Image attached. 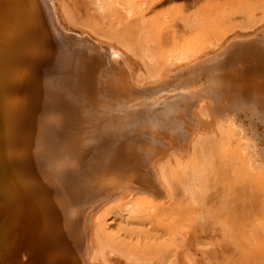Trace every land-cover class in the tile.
<instances>
[{"label": "bare ground", "instance_id": "6f19581e", "mask_svg": "<svg viewBox=\"0 0 264 264\" xmlns=\"http://www.w3.org/2000/svg\"><path fill=\"white\" fill-rule=\"evenodd\" d=\"M163 1L166 0H156V3ZM237 1L239 2L236 0V3H238ZM28 2L29 0H0V115L2 117L0 119V264L5 262L13 264L110 263L109 260H105V263L102 260L105 258L102 249L104 242H101L100 239L107 231L105 215L108 213L103 209L108 207L106 210L108 209L110 213L113 204H117L114 208L120 215L126 217V220H136L137 222L143 220L146 223L145 220L147 221L151 209L149 201L160 196L164 190L157 188L162 184L161 173L162 168L165 167V163L163 164L162 161L165 158L172 157L178 161L183 159L191 149L193 154L201 155V158L205 156L208 158L204 162H207L208 168L210 167L209 171L213 167L223 171H231V169L234 171L239 167L236 163L240 159L242 174H244L247 164L241 158L245 157L246 160L250 155V166L259 161L250 149V146H256V141H251V144L249 140L254 141L263 134L260 131V128L264 126L263 28H257L258 30L255 29L254 33L246 36H235L225 44H222L223 41H221L216 45L215 50L201 44L192 33L186 32L182 37H179V34L176 33H171V35L168 32L170 29L166 30L170 36L162 38L163 40L160 39L161 43L158 41L160 43L158 48L161 51V53L158 52V55L161 54L158 59L159 68L150 79L137 76L133 72V69L135 71L136 68L135 65V68H132V64L130 66L127 59L116 66L120 68L119 71L124 72V77L116 78V73L113 75L116 71L115 67L112 70L104 68L103 54H107L108 45L104 44L102 40H94L88 33L79 35L66 31L64 34L66 38L69 36L84 44L85 49H79L83 56L80 55L78 58L57 56L56 45L53 43L48 44L50 46L46 53L25 52L24 49L29 43V37L33 30L38 31L39 29L38 36L34 32V37H37L39 42L51 41L50 31H44V29H48L44 26L46 21L49 23L51 20L52 30H58V27L55 26L57 21H54V17L52 18V12L46 0H37L38 3L33 7H27ZM250 3H247V6ZM254 4L256 5L255 2ZM254 4H250L251 10L253 9L251 6ZM257 4H259L258 7L261 6V3L257 2ZM263 4L261 10L264 8ZM239 5L241 8L242 2ZM239 5L237 4V6ZM242 7L244 11L246 8ZM141 8L140 0H117L115 3V9L119 16L116 15L123 21L127 19L132 22L133 16L141 15ZM250 8L246 9L247 13ZM133 22L129 25L132 26ZM120 23L124 24V22ZM96 24L92 23V26L97 27ZM185 28L186 31H192V28L187 24ZM95 29H93L95 34H103L102 28V32L95 31ZM43 35L45 39H43ZM159 37L162 36L159 35ZM64 40L67 42L66 39ZM153 43H151L154 45V47L151 45L153 48L148 45L140 47V52H142L140 55H142L145 65H151L156 58L155 49L157 46ZM67 45H64L65 49H67ZM104 47L106 51L103 49ZM83 51H89V53L84 55ZM85 56L87 59L83 58ZM29 66L36 67L34 78L37 80H39L38 75L48 72H54L55 76L46 89H50L49 93L52 91V95L55 97L53 100L48 97V100L38 102L35 97L30 96V109L35 112L36 121L31 126H27L26 119L23 121L22 118V116L25 117L22 112L25 114L28 112L25 110V106L29 110L28 102L26 101L25 106H20L16 101H7L5 90L7 82L11 80H14L13 83H17L22 88L28 89L29 76L26 74V68ZM91 74L99 79L90 82L86 78L92 77ZM117 90L120 91V94L116 96ZM27 94L29 96V93ZM104 95L109 97L108 100H101ZM49 101L50 103H47ZM48 113L50 118H47ZM225 121L229 124H223ZM235 122L241 124L238 126L240 130H237ZM222 124L231 129V132L230 129H227V132L231 133L230 136L225 134L223 139H221V135L223 136L224 132L222 131L223 133L221 132L222 134L219 135ZM18 127L25 129L26 132V135L23 134L21 142L13 140L15 136L19 135L15 133ZM230 138L239 143L235 145L236 149H234L237 153L233 157L225 154L232 150L231 147L234 144ZM97 144L100 145L96 146ZM43 146L45 149L48 148L45 153L42 150ZM101 146L102 148H100ZM19 152L22 155L21 160L15 156V154L19 155ZM98 153L100 155L96 157ZM243 153H246L248 158L243 156ZM218 159L219 163L216 164ZM234 162L235 164H233ZM207 165L203 163V167ZM146 170L154 180H151ZM139 171L144 176L120 182L122 177ZM238 187H243V185L239 184ZM210 194L207 195L208 198L206 197L208 200L213 199ZM222 194L224 195L223 192ZM222 194L221 200L223 199ZM245 197L243 196L242 199ZM29 201L34 202L31 206H35L36 203L37 208L34 209L33 215L29 216L30 222L25 224V221L18 216L24 207L28 209ZM224 202L226 203V200ZM236 203L238 204L237 200ZM223 204L222 206H224ZM252 206L254 205L252 204ZM114 208L112 210H115ZM200 208H203V205ZM200 208L198 209L200 210ZM204 211L208 212L209 210L205 209ZM100 212L106 214L103 215ZM95 213L96 216H94ZM200 213L202 216L204 215L203 212ZM94 217L95 219H93ZM91 219L93 222L90 221ZM195 220L196 218L191 221L194 224H190L191 228H188L196 231V228L193 229L196 223L203 230V237L222 249L219 255H214L217 257L214 264H218L219 259L229 264L231 258L222 254L232 250L230 249L233 245L231 236L234 237L233 234H235L237 238L240 233L245 231L246 226L248 229L251 227L248 226L249 223L245 225L242 217L238 218L236 222L226 219L223 224V219H221L222 226L218 225L217 220L205 218L206 221H198L200 223ZM250 225H253V228L257 230L258 227L256 228L254 224ZM149 226L148 228H150ZM36 228L38 234L34 241L29 243L28 238L33 235L32 229ZM126 228L124 227L125 230ZM188 228L187 230H189ZM86 230L89 232L87 233ZM171 231L173 232V230ZM171 231L169 236H172ZM251 231L253 230L251 229ZM256 232L258 235L261 234V231H259L260 234L258 231ZM85 233L87 234L86 240ZM176 233L179 234L177 231ZM116 238L118 239V237ZM49 239L50 243L47 244ZM182 240V246L179 250L177 248L173 251L174 258L168 264H195L190 254L186 252L189 251L188 243L184 244ZM106 241L108 243L109 240ZM120 241L125 240L121 239ZM120 241L117 248L124 255L125 260L123 259L122 263L145 264L144 259H136V256L130 254L129 251L132 248L127 249L131 242L135 241L134 238L128 240L129 247L125 243L124 247H120ZM156 242L158 241L156 240ZM249 242L242 238L239 244L242 251L234 257V264H264L260 250L253 249L255 245L252 243L254 245L252 247ZM158 243L159 246L162 245V242ZM31 244L38 248L40 255L36 262L35 250L29 249ZM149 244L152 247L153 244ZM258 245L259 243L256 247ZM176 246V240L169 244L170 249H174ZM8 247L12 250L8 252L7 256ZM138 247L140 248V246ZM154 248L156 247H153V250H155ZM113 249L115 252V246ZM113 249L110 250L113 251ZM136 249L138 250V248ZM158 249L156 248L155 251H163V246ZM145 250L147 248H143L144 252H146ZM153 250L152 252H154ZM135 252L133 250V255ZM148 252L146 255L152 256L151 251ZM18 253H21L22 257ZM163 253L162 256H164ZM166 255L168 256L169 253ZM22 258L26 259V263L21 260ZM149 263L166 264L163 260H152Z\"/></svg>", "mask_w": 264, "mask_h": 264}, {"label": "rangeland", "instance_id": "374dc122", "mask_svg": "<svg viewBox=\"0 0 264 264\" xmlns=\"http://www.w3.org/2000/svg\"><path fill=\"white\" fill-rule=\"evenodd\" d=\"M246 1H247V3L251 2L250 4H252V3L254 4V2L256 3V5L254 4L251 6L253 8L252 10L250 8V4H249V6H247ZM256 1L258 3H261L260 7H258L259 4H257ZM46 2L48 4V6H50L49 8L52 12V18L54 17L53 18L54 21H57L55 23V26L58 27V30H52L53 24H52L51 20H49V23H48V21H46L44 26H46L48 29H44V31L45 32L50 31L51 41L50 42H39V39H36L37 37L36 38L34 37V32L38 36L39 29H38V31L33 30L31 32V36L29 37V43L26 45V47L24 49L25 52L46 53V51L49 50L48 46H50L51 43H53L54 45H56L55 46V48H56L55 52L57 53V56H60V55L63 56L64 55L65 57L70 56L69 58H78L80 55H82L81 54L82 52L79 49H85L84 44H82L81 42H79L78 40H76L72 37L67 36V38H66V35H64V34L66 31L67 32L71 31L72 33H76L79 35H82L84 33H88L92 36V38L94 40H96V41L102 40V41H104V44L108 45L107 54H103V56H104V58H103L104 59V62H103L104 68L106 70H112L115 67L114 69L116 71L113 73V75L116 73L115 74L116 78L117 77H122V78L124 77V72L119 71L118 69H120V68H117L116 66L120 65L124 59H127L128 60L127 62L130 63V66L132 64V66H133L132 68L136 67L135 71L133 69V72L137 76H143L146 79H150L153 76V74L155 72H157V70L159 68L158 67L159 66V60L158 59L160 58L161 54L158 55V52L161 53V51L159 50L158 45H160V43H161L160 39H162V38L164 39L166 36L169 37L170 36L169 33L170 34L171 33L172 34H175V33L179 34V37H182L183 34L186 32L188 34L192 33L201 42V44L203 43L204 46H207V47L209 46L210 48H213L215 50L216 45L221 41H223L222 44H225L226 42H228L230 39H232L235 36H238V35L246 36V35H249L250 33L252 34L256 30H258L257 28H259V29L263 28L264 29V20H263L264 19V10H263L264 8L261 10L262 3H264V0H242V1L239 0L240 3L238 1H237L238 3H236V0H166L163 2H159V3H156V0H140V2L142 3L141 15L138 16V14H136L135 16H133L134 17L133 19L131 18L132 22L134 21L133 25H132L133 27L129 25L130 23L132 24L131 20L126 19L123 21L118 17L119 16L117 14L118 12L115 9V3L117 2V0H101V1L100 0H46ZM241 2H242V5H241L242 9L240 8V5H239V4H241ZM243 2L246 6L243 4ZM37 3H38L37 0H29V2L27 3V7L28 6L33 7ZM237 4L239 6H237ZM242 6H244V8H246V9L250 8V10L248 11L249 13H247L246 9H244V11H246V12H244ZM237 7H239V8H237ZM254 8H256L257 10L256 9L254 10ZM250 11H251V13H250ZM235 12H236V14H235ZM245 13L247 14V16ZM136 16H138V17H136ZM85 17H86V19H85ZM257 21H258L259 25H257L258 24ZM59 22H60V24H59ZM90 22H92L93 25L98 23V24H96L97 27L96 26L93 27L92 23L90 25ZM120 22H122V23L124 22V24L122 25ZM102 24H103V26H102ZM186 24L192 28V31H186V28H185ZM254 24H256V25H254ZM89 25H90V27H89ZM180 26H182L183 28ZM161 27H163V28H161ZM101 28H102L103 34L102 35L97 34V33L95 34L93 29H95V31L96 30L101 31ZM184 28H185V30H184ZM106 29H108V31H105ZM169 29H170V31H168ZM175 29H176V31H175ZM247 29H248V31H247ZM250 29H251V32H250ZM27 30H28V28H27ZM111 30H113V31H111ZM166 30L169 33L166 32ZM171 30H172V32H171ZM247 32H248V34H247ZM160 33H163V34L161 35ZM166 33H168V34L165 35ZM159 35L162 37H159ZM43 39H45L44 35H43ZM64 39H66L67 42ZM150 39L153 41H151ZM4 41L6 42V39H4ZM57 43H58V45H57ZM151 43H153L157 46L156 49L154 48L156 50V58L154 60V63H152L151 65H145V62L143 61L142 55H140V53H142V52H140V47L143 48V46H145V45H148L150 47H152V46L154 47V45H152ZM7 44L9 45V43H7ZM48 44H50V45H48ZM65 44H68L67 49H65V46H64ZM72 44H73V46H71ZM0 45H1V42H0ZM77 48H78V51H77ZM103 49L105 50V47ZM79 52H80V54H79ZM84 53H85L84 55H87L89 53V51H86ZM83 58L87 59V56H85ZM154 64H156L155 65L156 67L154 66ZM134 65H135V67H134ZM71 67L74 68L73 66H71ZM117 72H118V74H117ZM53 73L48 72V73L43 74V75H38L39 80H37L36 78H34L36 75V67L29 66L26 68V74L29 76L28 89L22 88V86H19L17 83H13L14 80L8 81L6 86H5L7 101H9V100L16 101L18 103V105H20V106H22V105L25 106V104H27L26 101L28 102L29 110L25 106V110L28 112L26 114H25V112H22L25 115V117L22 116L23 121L26 119L27 126L28 125L31 126L32 123L36 122L35 121V112H33L30 109V101H29L30 96L35 97V99L38 102H43L45 100H48V97L49 98L51 97V100H53L55 98L52 95L53 94L52 91L49 93V91H50L49 88H48V90H46L48 85H50L51 82L55 78ZM91 75H92V77L86 78L87 80H90V82H94V81L99 79V77H95V75H93V74H91ZM118 75H120V76H118ZM112 83H114V81H112ZM73 85H71V86H73ZM27 93H29V96ZM115 94H116V96L119 95L120 91L117 90ZM108 98L109 97L107 95H104L101 97V100L102 99L108 100ZM47 103H50V101ZM49 115L50 114L48 113L47 118H50ZM0 119H2L1 115H0ZM215 124L218 125L217 123H215ZM223 124L227 125L229 123L225 121ZM223 124L221 126L220 134H219V135H221L224 132L223 136L221 135V139H223L225 137V134H228L227 136H230V134H231V133H229V131L227 132L228 126H224ZM235 126H236L237 130H240V127H238V126H241V124L239 122H235ZM215 127H217V126H215ZM260 131L263 134L257 138L259 141L257 139L254 141L252 139L249 140V142L251 144H252V142L256 141L255 142L256 146L254 147V145H252L255 148V150L252 146H250L251 147L250 149L252 150V154L255 155L256 156L255 158H257L259 161H256L254 163V165L250 166V164H251L250 160H249L250 155H248L249 156V158H248L246 153L242 154L243 156H246L248 158L246 160H245V157H243L244 159L241 158L247 164L246 169L244 170V174L246 173L245 175L242 174L243 171H241L242 168L240 165V162H241L240 159H238V161H237L238 163H236V165H238L240 168L238 167L234 171L232 169H231V171H223L222 169L213 167L212 169H210V171L212 170L213 172L211 171V173H210V171H209L210 167L208 168L207 162H204V161H207L208 158L206 156L204 158H201V155L198 156L197 154H196L197 155L196 156L195 154L192 153V151L190 149V152L187 151L188 155L186 154L187 156L185 155L183 157V159H180L177 161L172 157L171 158L167 157L162 161L163 164L165 163L164 164L165 167H163L164 169L162 168V173H161L162 184H160L161 187H159V188L156 187V188L162 189V190L164 189L165 192L163 190L162 191L163 193L160 196H158L157 198L151 199L149 201V207L151 209L149 210V217H148L147 221L145 220L146 223H144L143 220L140 221L141 223L137 222L136 220H129V221H128V219L126 220L125 219L126 217L120 215L116 211V209L114 208V206H117V204H113L114 206L112 205L115 210H112L113 209L112 207H110L112 209L109 208L110 213H109L108 209L106 210V208H108V207L104 208L103 209L104 212L105 211H106V213L108 212L109 215H108V213L107 214L106 213L103 214L102 212H100V213H102L103 215L106 214L105 215L106 216L105 218L107 220L106 221V225H107L106 233H108V232L109 233H108V235H106V233H105V235H103L102 239H100L101 242H104L102 244L103 247L101 246L103 249V254L105 256V258L103 257L104 259H102L103 262L105 260H109L110 263L106 262L107 264H124V263H122V260L124 259V255H123V253L119 252L121 250L117 248V247H119L118 242L121 239H124L125 241H127V242H125V241L121 242L120 241V247H124L125 245L128 244V240H130V239L133 240V238H134L135 241H132L131 245H130V241H129L130 247L127 245L129 247L127 249L132 248L131 251L128 250L129 252H131L130 254L132 256H136L135 257L136 259H142V260L144 259L145 264H147V263L150 264L149 262H152V260L153 261H158V260L162 261L163 260L166 262V264L171 262V260H173V258H174L173 254H172V253H174L173 251L177 248L179 250L180 247L182 246L181 245L182 239H183L182 241L184 244H185V242H186V244L188 243V248H189L188 250L190 251V253H189V251H186V252L188 254H190V256L192 257L195 264H214V262H216V259H217V257L214 255H219L222 252V249L217 244L212 243V242L210 243L211 240L208 241L209 239L207 240V238H204L203 237V230L201 228H199L198 227L199 225H197L196 223H195V226L193 228V229L196 228V231H194L192 229L190 230L189 228H191V227H189V226H190V224L193 223V222L191 223V221L194 218H196L195 222H198V221L203 222V221H206L205 220V218H206L207 220H209V219L210 220H217L219 222V223L217 222L219 225L222 222L221 219H223V222H222V224H223L224 220H226V219H228L230 222H232V221L236 222L238 220V218H241V217L244 219L245 225H247L249 223L248 226H251V227L248 229V227L246 226L245 231H243V233H240L239 237H237V238H236L235 234H233L229 231L231 234L234 235V237L231 236V238H230V239H232L231 244H233V245H231V248H230L232 250L229 253H223L222 255L225 257L231 258V261L229 262V264H234V260H235L234 257L238 256L239 253L242 251L239 248V244L243 238L244 241H250L251 242V243L249 242L250 244L253 243L255 245V247H254V245L252 244V247H254L253 249L258 248L260 250V252L262 253V256L264 259V126H262L260 128ZM217 132L219 133V131H217ZM230 132H231V129H230ZM15 133L19 134V135L15 136L13 138V140H16L17 142L23 141L22 136L26 135L25 129H22V128L19 129V127H18L17 131ZM232 140L234 143L231 147L232 150L229 153H228V151H227V153H225V154H229L230 157L236 156V153H237V151L235 150L236 149L235 145H237L238 142H235V139H231V141ZM26 141H27V139H26ZM27 143H29V142L27 141ZM99 145L100 144H97L96 146H99ZM239 147H240V145H239ZM239 147H237V148H239ZM262 147H263V151H262ZM100 148H102V146ZM47 149L48 148L45 149L44 146L42 147V150L44 151V153ZM20 152H21V154H23L22 151H20ZM20 152H19V155L15 154V156H18L19 160L22 159V155L20 154ZM99 153H100V150H99ZM99 153L96 155V157L100 155ZM255 153H257V154H255ZM168 154H169V152H168ZM238 158H239V156H238ZM216 161H217L216 164L219 163V159ZM260 161L263 165L260 163ZM203 163H206L207 166L203 167ZM233 164H235V162ZM260 165H262V166H260ZM201 166H202V169H201ZM202 172H204L205 174ZM240 172H241V174L239 175ZM114 173H112V174H114ZM147 173H148V171H147ZM166 173H167V176L165 177ZM207 174H209V175H207ZM142 175H143V173L140 171L139 172H131L130 176L128 175V176L122 177L120 179V182L123 180H128V179L132 180L134 177L135 178H138V177L141 178ZM148 175L151 178V180H154L153 177L150 176L149 173H148ZM163 182H164V184H163ZM152 184H154V182H152ZM239 184H242L243 187H238ZM221 185H222V187H220ZM150 186H152V185H150ZM239 189L242 192H240ZM223 190H226V191H223ZM222 192L224 193V195L222 194ZM244 192H246V193H244ZM209 193H211L210 196H213V199L210 196H209V198H211V199H209V200L207 199L208 198L207 195ZM218 193H220V194H218ZM240 193H242V194H240ZM221 194H222V198H223L222 200H221ZM226 194H227V196H226ZM204 195H206V196H204ZM223 196H225L227 199ZM228 196H229V198H228ZM243 196L244 197L246 196L245 198H248V199H245V198L242 199ZM119 197H121V196H119ZM204 198H205V203H204ZM217 199L220 201V203L221 202L222 203L221 204L217 203V202H219ZM224 200H226V203L224 202ZM236 200H237L238 204L236 203ZM246 202H249V203H246ZM254 202H256V203H254ZM106 203H107V201H106ZM233 203L235 205L236 204L237 205L235 206ZM33 204H34L33 201H29V205H27L28 209H26L23 206L24 211L23 210L21 212L18 211L20 213V216H18V215L17 216L19 218H21L22 220H24L25 224L30 222L31 214L33 215L34 209L37 208V204L35 203V206H31ZM201 204L203 205V208H200V206H202ZM206 204H208L207 205L208 207L209 206H211V207L208 208L206 206ZM222 204L225 206V208H224V206H222ZM252 204L254 206H252ZM261 204H262V206H261ZM218 205H220V206H218ZM110 206H111V204H110ZM205 206H206V208H205ZM232 207L233 208L235 207V208L233 209ZM256 207H258V208H256ZM198 208H200L201 211ZM204 208L206 210H209V211L208 212L204 211L205 210ZM238 208H239V210H238ZM197 210H198V212H197ZM219 211H220V214H219ZM250 211H253V212L250 213ZM191 212H193L194 214L193 213L190 214ZM200 212H203L204 215L202 216V213H200ZM209 212H211L210 218H209V216H210ZM236 212H237V214H234ZM96 213L94 216L97 215ZM115 215H116V217H115ZM204 216H205V218H204ZM15 217H16V214H15ZM220 217H221V219H220ZM252 218H253V220H251ZM93 219H95V217ZM124 219H125V222H124ZM188 220H190V221H188ZM90 221L93 222L92 219ZM131 221L132 222L134 221V222L132 223ZM200 222H198V223H200ZM149 223H150V226H149ZM222 224H221V226H222ZM250 224H254L256 228L258 227L257 230L254 229L253 228L254 226L250 225ZM142 226H143V229H142ZM148 226L150 228H148ZM124 227L125 228L127 227L128 229L126 228V230H125ZM91 228H90V231H91ZM169 228H171V229H169ZM187 228L189 230H187ZM251 229L253 231H251ZM146 230H148V231H146ZM149 230H151V231H149ZM171 230H173V232ZM174 230H175V232H174ZM170 231L172 232L171 233L172 236H174L173 238L171 235H170L171 238L169 236ZM176 231L179 232V234L176 233ZM254 231L255 232L261 231V234L259 232L260 235H258V233L257 232L255 233ZM86 232L88 233L89 230H86ZM194 233H196L197 236L194 235ZM230 233H229V235H230ZM32 234L33 235L28 238L29 243H32V241H34V239L36 238V236L38 234L37 228L35 230L32 229ZM156 234H159V235H156ZM166 234H168L167 235L168 237L166 236ZM219 235L225 236L224 234H219ZM227 235L228 234H226V236ZM229 235L227 237H229ZM86 236H87V234L85 233V240L87 238ZM90 236H91V234H90ZM259 236H260V238H258ZM116 237H118V239ZM120 237H121V239H119ZM105 238H106V240H109L111 243L109 241L107 243ZM103 239H104V241H103ZM197 239H199V240L197 241ZM156 240L158 242L160 241V244L162 242L161 246H163V251H158V252L155 251L156 248L158 249V247H161V246H159V243L156 242ZM175 240H176L177 246L174 249H170L169 244H172L173 242H175ZM256 240H258V241L260 240V241L258 242ZM253 241H255V242H253ZM48 242L50 243V239L46 243L49 244ZM235 242H237V243H235ZM256 242L259 243L258 247H256V245L258 244V243L256 244ZM113 243L114 244L117 243L116 244L117 246L114 245ZM124 243H125V245L123 246ZM149 243L153 244L152 247H150L151 245ZM157 243H158V247H157ZM136 244H140V245H136ZM146 245H148V246L146 247ZM114 246H115V250H116L115 252L113 249ZM138 246H140V248ZM170 246L172 248V245H170ZM30 247H32V248H30ZM153 247H156V248H154L155 250H153ZM108 248H110L111 250L113 249V251H111ZM136 248H138V250ZM143 248L144 249L147 248V250H145L146 252L151 251L152 256L149 254L146 255V252L143 251ZM151 248L156 253L152 252ZM29 249L35 250V252H36L35 262H36L40 256L39 252H38V248L35 245L31 244V245H29ZM105 249H107V250L105 251ZM139 249L141 252L139 251ZM161 249H158V250H161ZM11 250H12V248L8 247V251H6L7 256L9 255L8 252H10ZM133 250L136 251L135 252L136 254L134 253V255H133ZM162 253L164 256H162ZM166 253L167 254L169 253V255H168L169 257L166 255ZM18 254L22 257L21 253H18ZM93 254H94V252H93ZM113 254H114V256H113ZM32 255H34V254H32ZM141 255H143V256H141ZM144 255H145V257H144ZM154 255H158V256H154ZM163 257H165V258L163 259ZM21 260L26 263V259L22 258ZM4 264H13V263L12 262H5ZM49 264H50V262H49ZM97 264H103V263H97ZM218 264H226V263L219 259Z\"/></svg>", "mask_w": 264, "mask_h": 264}]
</instances>
